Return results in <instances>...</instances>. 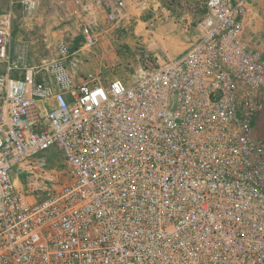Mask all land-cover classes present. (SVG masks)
I'll return each instance as SVG.
<instances>
[{
    "label": "built area",
    "instance_id": "2783aa9c",
    "mask_svg": "<svg viewBox=\"0 0 264 264\" xmlns=\"http://www.w3.org/2000/svg\"><path fill=\"white\" fill-rule=\"evenodd\" d=\"M0 15V264H264V63L243 39L244 0H206L201 34L131 81H77L66 43L27 70L17 12ZM167 0H78L81 50L127 10ZM103 29V30H101Z\"/></svg>",
    "mask_w": 264,
    "mask_h": 264
},
{
    "label": "rangeland",
    "instance_id": "374dc122",
    "mask_svg": "<svg viewBox=\"0 0 264 264\" xmlns=\"http://www.w3.org/2000/svg\"><path fill=\"white\" fill-rule=\"evenodd\" d=\"M36 1L30 15L17 12L12 44L13 61L20 68L14 73L17 77L57 59L60 45L66 43L73 54L74 63L70 64L77 81L91 74L104 84L114 79L131 82L156 55L174 60L183 54L198 39L201 23L209 15L206 0H167L171 15L155 25L152 14L127 10L119 28L101 29L98 45L81 50L78 0ZM244 1L243 39L257 50L264 63V0ZM101 2L113 7L115 0ZM6 8V1L0 0V15ZM2 113L0 103V117ZM261 114L264 116V108Z\"/></svg>",
    "mask_w": 264,
    "mask_h": 264
},
{
    "label": "water",
    "instance_id": "95a60500",
    "mask_svg": "<svg viewBox=\"0 0 264 264\" xmlns=\"http://www.w3.org/2000/svg\"><path fill=\"white\" fill-rule=\"evenodd\" d=\"M259 134L264 141V116L261 115V120L259 121Z\"/></svg>",
    "mask_w": 264,
    "mask_h": 264
},
{
    "label": "crops",
    "instance_id": "0c3cea01",
    "mask_svg": "<svg viewBox=\"0 0 264 264\" xmlns=\"http://www.w3.org/2000/svg\"><path fill=\"white\" fill-rule=\"evenodd\" d=\"M97 2H101V0H96ZM103 3V2H102Z\"/></svg>",
    "mask_w": 264,
    "mask_h": 264
},
{
    "label": "bare ground",
    "instance_id": "6f19581e",
    "mask_svg": "<svg viewBox=\"0 0 264 264\" xmlns=\"http://www.w3.org/2000/svg\"><path fill=\"white\" fill-rule=\"evenodd\" d=\"M262 113H263V111H262Z\"/></svg>",
    "mask_w": 264,
    "mask_h": 264
}]
</instances>
